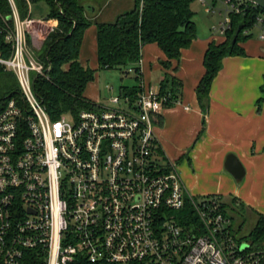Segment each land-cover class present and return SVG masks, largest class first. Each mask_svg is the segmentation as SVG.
<instances>
[{
    "label": "built area",
    "instance_id": "2783aa9c",
    "mask_svg": "<svg viewBox=\"0 0 264 264\" xmlns=\"http://www.w3.org/2000/svg\"><path fill=\"white\" fill-rule=\"evenodd\" d=\"M13 13L0 57L18 86L0 105V264H263L264 251L233 236L219 196L196 199L163 159L155 122L181 100L128 68L139 77L133 100L120 93L52 119L33 89L49 66L27 43L32 19ZM255 22L264 41V17ZM229 24L227 14L215 31ZM186 202L197 223L182 228L167 215Z\"/></svg>",
    "mask_w": 264,
    "mask_h": 264
},
{
    "label": "crops",
    "instance_id": "0c3cea01",
    "mask_svg": "<svg viewBox=\"0 0 264 264\" xmlns=\"http://www.w3.org/2000/svg\"><path fill=\"white\" fill-rule=\"evenodd\" d=\"M134 5L135 0H107L98 9L94 2H89L84 11L87 19L103 24L133 11ZM36 24L45 26L50 32L56 28V21L32 19L28 36L39 49ZM46 35L40 37V43ZM223 41L222 36L213 32L201 35L196 32L195 41L182 49L179 60L171 61L165 70L160 66L165 56L157 45L144 46L137 65L141 85L160 86L165 74L179 85L177 97L181 106L164 108L155 122V131L163 159L177 165L186 190L197 198L217 195L224 202L235 198L245 211L255 217L256 214L264 217V98L259 96L264 92V41L259 34L256 38L252 35L241 45L245 55L222 60V69L211 82L203 114L195 91L205 73L204 53L210 43ZM81 42L80 63L97 71L94 24L84 32ZM90 84L86 87L85 98L103 104L101 97L89 89ZM183 106L189 109L184 110ZM229 155L241 164L243 177L240 180L225 170Z\"/></svg>",
    "mask_w": 264,
    "mask_h": 264
},
{
    "label": "trees",
    "instance_id": "16d2710c",
    "mask_svg": "<svg viewBox=\"0 0 264 264\" xmlns=\"http://www.w3.org/2000/svg\"><path fill=\"white\" fill-rule=\"evenodd\" d=\"M194 0H135L133 11L120 15L111 23H93L85 16L84 8L78 0H0V57L8 58L11 47L4 42V35L13 27V11L19 20L35 19V12H45L42 20L56 21V28L43 39L39 51L32 50L45 66H49L47 77H38L33 81V89L52 119L62 114L78 113L82 110L95 108V103L88 101L84 93L87 85L95 79L96 70L83 67L79 60V51L84 32L92 24L96 26L97 70H125L129 67L139 72L137 66L141 49L149 44H156L165 61L160 66L165 70L171 61H178L180 51L188 48L196 38V24L193 23L194 13L190 8ZM233 2V0H232ZM240 12L228 13L229 27L222 36L220 44L210 43L203 58L205 73L198 82L195 95L203 114L209 101L211 82L222 69V60L226 57L245 55L242 44L252 38L250 33L255 27L257 16L264 17V11L253 6L246 0L234 3ZM29 43V36H27ZM125 75H128L125 72ZM136 80L139 77L136 75ZM160 85L162 94L168 93L171 98L177 97L179 85L176 80L165 74ZM140 86L136 85L121 95L134 99ZM18 92L14 74L5 73L0 67V105ZM204 121L202 122V126ZM223 212L244 210L237 199L231 198L223 202ZM181 216L177 219L182 228L196 224L191 206L186 202ZM255 224L245 237L237 238L238 242L248 244L247 251H264V217L256 214ZM231 221V220H230ZM244 222H242L243 224ZM241 226L230 230L240 232ZM234 236V234H233ZM236 237V236H235Z\"/></svg>",
    "mask_w": 264,
    "mask_h": 264
},
{
    "label": "rangeland",
    "instance_id": "374dc122",
    "mask_svg": "<svg viewBox=\"0 0 264 264\" xmlns=\"http://www.w3.org/2000/svg\"><path fill=\"white\" fill-rule=\"evenodd\" d=\"M107 0H78L79 4L84 7L86 10V5L89 2H94V5L97 6L98 9L102 7V4ZM243 0H233L234 3L239 4ZM190 8L194 13L193 23L196 24V32L201 35L203 33L213 32L215 35L219 36L215 29L219 28L221 24H223L226 15L229 12H232V7L225 3V0H204L203 2L199 0H194L191 4ZM44 11V10H43ZM41 11L39 13L36 11L35 16L36 20L42 21V16L45 12ZM104 20V19H103ZM34 28L38 32L39 36L42 38L44 34H48L47 28L41 25H34ZM259 27L255 25L252 29L251 34L254 38L259 34ZM40 37L36 39L37 46H40L39 49L32 43V40L29 38V47L31 50L39 51L42 47L43 43H40ZM46 37V36H45ZM44 37V38H45ZM43 38V39H44ZM43 42V41H42ZM39 43V44H38ZM34 45V46H33ZM125 72L129 73L128 69L125 70H97L96 77L93 83L90 84L89 89L94 92L95 95H99L101 97V102L105 105L107 99L111 97H117L120 94L121 88H125V91L128 89L135 87L138 84L136 80V75L133 72L125 75ZM32 76L34 74L30 73ZM260 97L264 98V92H260ZM261 102H259V105ZM196 199H200L199 197H195ZM224 202V200H223ZM228 203V202H225ZM244 211V212H243ZM181 216L180 211L172 210L167 215V218L177 220ZM226 216L232 221L233 228L235 229L239 224H241V230L238 233L233 232L236 238L245 237L246 234L252 229L255 224V216L249 213L248 211H232L231 209H227ZM242 222H244L242 224ZM245 247L241 246L240 250H243Z\"/></svg>",
    "mask_w": 264,
    "mask_h": 264
},
{
    "label": "water",
    "instance_id": "95a60500",
    "mask_svg": "<svg viewBox=\"0 0 264 264\" xmlns=\"http://www.w3.org/2000/svg\"><path fill=\"white\" fill-rule=\"evenodd\" d=\"M246 1L251 3L253 6L260 7L264 11V0H246ZM225 170L231 175H233L236 180H240L243 177V169L241 167V164L232 155H229L226 158ZM263 264H264V258H263Z\"/></svg>",
    "mask_w": 264,
    "mask_h": 264
}]
</instances>
